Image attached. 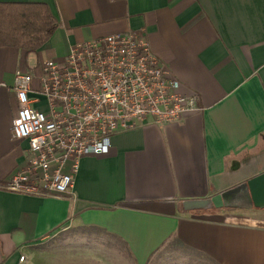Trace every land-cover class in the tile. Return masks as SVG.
I'll list each match as a JSON object with an SVG mask.
<instances>
[{"label": "crops", "instance_id": "obj_1", "mask_svg": "<svg viewBox=\"0 0 264 264\" xmlns=\"http://www.w3.org/2000/svg\"><path fill=\"white\" fill-rule=\"evenodd\" d=\"M0 2L47 3L59 23L36 52L0 47V264H20L22 255L28 264L29 245L65 225L121 239L127 264H264V222L229 208L183 206L258 173L252 166L264 146V0ZM142 30L201 109L118 133L109 154L83 157L74 197L2 189L28 162V141L13 137L16 72L31 74L37 90L43 62L64 60L72 45Z\"/></svg>", "mask_w": 264, "mask_h": 264}, {"label": "built area", "instance_id": "obj_2", "mask_svg": "<svg viewBox=\"0 0 264 264\" xmlns=\"http://www.w3.org/2000/svg\"><path fill=\"white\" fill-rule=\"evenodd\" d=\"M180 88L144 30L72 45L64 60L43 62L37 90L32 75L18 70L13 137L28 141V162L1 188L74 197L83 157L109 154L118 133L148 121L173 122L201 109L199 97ZM20 264H27L26 255Z\"/></svg>", "mask_w": 264, "mask_h": 264}, {"label": "rangeland", "instance_id": "obj_3", "mask_svg": "<svg viewBox=\"0 0 264 264\" xmlns=\"http://www.w3.org/2000/svg\"><path fill=\"white\" fill-rule=\"evenodd\" d=\"M255 155L252 171L258 175L264 172V146ZM232 210L254 221L264 222V209ZM27 254L28 264H127L131 259L127 245L121 239L102 229L70 225L32 242Z\"/></svg>", "mask_w": 264, "mask_h": 264}, {"label": "trees", "instance_id": "obj_4", "mask_svg": "<svg viewBox=\"0 0 264 264\" xmlns=\"http://www.w3.org/2000/svg\"><path fill=\"white\" fill-rule=\"evenodd\" d=\"M58 25L47 3L0 2V47L36 52L52 38Z\"/></svg>", "mask_w": 264, "mask_h": 264}, {"label": "water", "instance_id": "obj_5", "mask_svg": "<svg viewBox=\"0 0 264 264\" xmlns=\"http://www.w3.org/2000/svg\"><path fill=\"white\" fill-rule=\"evenodd\" d=\"M186 211L222 209H264V172L211 197L186 200Z\"/></svg>", "mask_w": 264, "mask_h": 264}]
</instances>
